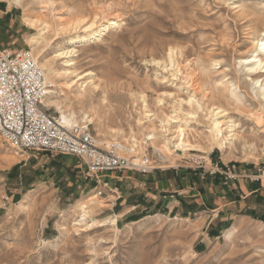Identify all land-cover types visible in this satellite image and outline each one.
I'll return each mask as SVG.
<instances>
[{"label": "rangeland", "instance_id": "374dc122", "mask_svg": "<svg viewBox=\"0 0 264 264\" xmlns=\"http://www.w3.org/2000/svg\"><path fill=\"white\" fill-rule=\"evenodd\" d=\"M51 1L52 6L0 1V11L11 13L7 17L0 12V48H29L36 57L49 58L68 45L65 36L72 33L56 30L66 22L84 17L97 21L98 27L116 17L118 27L74 47V69L87 73L85 80L96 84V92L88 86L84 101L77 103L75 86L71 92L62 78H49L53 92L44 108L58 115L56 105L69 106L77 119L88 115L90 121L82 124L102 148L110 149L111 142L132 148L119 154L130 159L146 156L152 170L101 175L96 179L114 182L120 197L104 191L94 196L95 178L84 177L76 156L15 150L0 137V264H264V190L227 193L217 203L194 201L202 197L208 174L216 173L209 166L219 160L222 167L234 165L235 172L239 167L248 175L222 174L220 189L228 190L229 180L236 179L264 184V48L257 57L260 67L249 70L251 62L244 61L252 58V41L264 31V0ZM25 15L45 19L51 26L39 45L29 44L38 28L27 25ZM169 45L181 51L177 79L153 62L165 60ZM52 64L57 69L62 65L61 60ZM186 78L192 80L193 92L199 94L200 86L206 85L213 87V96L194 117L178 119L188 121L185 137L199 150L170 151L163 137L168 130L177 133L175 124L162 125L161 116L146 118L140 94L155 111L157 96L173 93L176 98L163 102L164 112L171 114L174 100L187 99L180 90ZM91 104L97 107L95 114ZM182 105L188 110V104ZM212 106L224 109L237 125L231 145L207 138L211 118L206 108ZM150 129L155 132L151 140L146 136ZM121 176L133 183L116 179ZM159 177L163 186L155 191ZM185 177L194 179L195 192ZM173 178L181 181L169 185ZM79 201L89 203L94 225L72 226Z\"/></svg>", "mask_w": 264, "mask_h": 264}, {"label": "bare ground", "instance_id": "6f19581e", "mask_svg": "<svg viewBox=\"0 0 264 264\" xmlns=\"http://www.w3.org/2000/svg\"><path fill=\"white\" fill-rule=\"evenodd\" d=\"M0 1H5V0H0ZM31 1H34L42 5L52 6L51 0H31ZM14 2L16 3V5H22V3L23 4L25 3V0H14ZM24 20L25 22H27L26 23L27 25L38 28L36 34L29 36L28 41L30 45L32 44L39 45L40 42H42V40L47 38L45 35L50 31L51 26L46 22L45 19L33 18V17H29L28 15H25ZM87 21L85 20L84 17H81L76 20L66 22L65 25L63 24L61 27L57 28L56 30H60L61 32L65 34L72 33L70 36H65L66 44L68 45L66 47H61L55 50V52L51 54L49 58L41 59L40 57L35 56L37 58V61L40 67L43 69V71H46V73L44 72V74H45L46 79L49 81L51 87L53 86V84L51 83L49 78H58V77L63 79V85H65V87L69 89L70 91L75 86L74 88H76L77 90L75 92L73 90L72 91L75 93V99L77 100V103H82V100H83L82 98L84 94L86 93V89L88 88V86L94 89V92H96L95 91L96 84L92 82H87L85 80L86 79L85 75L87 73L83 75L84 73L83 74L78 73L74 69V66H73L74 62L72 58L73 54L76 52L74 50V47L99 40L100 35L105 30H107L110 27L112 29L116 28L119 26V23H120L119 20L114 16L110 18H106L104 21L100 23L98 27L96 24L97 21H94V20L90 22H87ZM263 37H264V31L261 33V37H259V39L252 41L253 44L255 45V50L253 54L251 55L252 58L244 59V61H248L249 63L251 62L250 66L248 67L249 70H254L260 67L262 64L261 58H257V57L259 56V53L263 52V48H264ZM180 53L181 51L178 49L177 46L169 45L167 48L165 60H161V61L154 60L153 62L162 70H167L169 72L168 73L169 76H172V79H177V73L180 74L179 72L180 68H179L177 57L178 55H180ZM54 60H61V63H62L61 68L59 69L54 68V65L52 64L54 63ZM182 81L184 82V87H181L180 90H184L185 93H187V99L179 98L178 100H174L176 101V104H174L175 106H172L171 114L165 113L163 110L164 100L167 97H171L172 99H174L175 97L174 94L171 92H168V93L162 92L160 95L157 96L155 111L149 108V105L144 97L145 95L143 96L142 94H140L141 102L143 105L142 108H143V112L145 113L146 118L150 116H154V118L161 116L162 118L160 119V122L162 123V125L167 124L168 126H171L172 122L175 124L173 127L176 128L177 133L172 134L171 131L168 130V133H166V135L163 137L165 146L168 149H170V151H171V147H173L175 151L199 150L198 145L190 143L185 137L184 127L187 126L188 121L187 122L186 120L179 121L178 119L180 115H184L187 118L188 117L192 118L197 114L198 111H203L205 109L203 102L204 100H210L212 98L213 87L210 90L206 87V85H201L199 88L200 89L199 94H196V92L192 91L193 89L192 84H191L192 80L190 78H186L185 80L183 79ZM51 87L47 91L44 98L42 99L43 106H48L47 105L48 100L50 98V95L53 92V89H51ZM97 91H98V88H97ZM261 94L262 96H264V87L262 88ZM104 100L105 99L103 98L102 103H105ZM183 102L189 105L188 110L183 107L182 105ZM92 105L93 104H91L90 106L91 107L90 109L92 110L91 113L95 114L96 112H98L97 107L95 104L93 106ZM56 106H57L58 116L63 122V124H65L66 126H70V125L86 126V125H83L82 123L86 121H90V118L88 117V115H85V114L83 117L81 116L82 118L79 117V119H77L75 111L69 106H65L63 108L60 107L59 105H56ZM98 106L100 107V105ZM206 111L209 113V117L211 118L210 125L207 130L208 132L207 138L209 142L210 143L212 142L215 144L218 143L220 145L222 144L225 145L226 143L231 145L234 142V140L237 139V134L235 133V129L237 125L233 123L226 116L225 110L220 108L219 106H212L210 108H206ZM96 116L98 117V115ZM146 136H147V139H150V140L153 139L155 136L154 130L150 129V132ZM108 145L109 146L113 145L114 148L116 149H122V146H123V145L121 146L118 142H112V143H109ZM127 150L130 152L133 151L132 148L131 150L129 149ZM134 161L136 162L137 159H134ZM19 204L21 207H25L26 205L25 202H20ZM77 206L79 208V212L76 215V218L72 223V226H76L78 229H80L79 227H83V226L89 227V226L94 225L96 223V220L93 218L92 209L89 207V203L79 201V203H77ZM115 220L116 218L114 217L113 221ZM234 228L235 226L231 228L230 230L228 229L229 231H227L226 234L230 236L235 231Z\"/></svg>", "mask_w": 264, "mask_h": 264}, {"label": "built area", "instance_id": "2783aa9c", "mask_svg": "<svg viewBox=\"0 0 264 264\" xmlns=\"http://www.w3.org/2000/svg\"><path fill=\"white\" fill-rule=\"evenodd\" d=\"M50 87L29 48H0V137L11 148L76 156L85 169L84 177L95 178L94 196L102 195L107 186L106 181L96 179L101 175L124 170L142 173L152 170L146 156L135 162L119 154L120 150H127L121 144L122 149L113 145H108L110 149L102 148L87 125L66 126L58 115L49 113L42 99Z\"/></svg>", "mask_w": 264, "mask_h": 264}, {"label": "crops", "instance_id": "0c3cea01", "mask_svg": "<svg viewBox=\"0 0 264 264\" xmlns=\"http://www.w3.org/2000/svg\"><path fill=\"white\" fill-rule=\"evenodd\" d=\"M0 12H2V11H0ZM2 14L7 15V17L11 16L10 10H6L5 12H2ZM221 164H222V162L219 160V161H215L214 163L211 164V166H209L212 169H217V171H216L215 174H208L207 179H206L207 181H205L206 184L202 185V190H203L202 191V195H201L202 197L199 198V199L195 198L194 199L195 202H200L201 201V203L205 204V203H209V201H213V203H217V201L220 198L225 197V194H227V193H233L234 194L237 191H240L241 193L250 194L252 192L257 193L259 191L264 190L263 182H260V183L250 182V183H248V182H246V180L241 181L239 179H236V181L229 180V182H228V188L229 189L228 190L220 189V186H219L220 182L218 184V181L222 180L224 174H226V175H228V174L229 175H236L235 173H237V172H235V166L234 165L229 168L226 165H223V167H222ZM237 170L239 172V173H237L239 175V177L248 176L246 174H241L240 173L241 169L239 167H237ZM233 172H235V173L233 174ZM161 174L162 173H159V175H161ZM123 177L124 176L116 177V179H119V181H123V179L125 181H131L132 180L129 176H126L124 178ZM249 177H250V181H252L253 178H251V177H253V176L250 175ZM185 179L187 180L188 185L191 184V186L189 185L188 188L192 192H195V191H193L195 189V181H194V179H189L188 177H185ZM177 180H180V179H177ZM177 180H175L174 178L168 180L169 181V185H172V182L176 183ZM163 181L164 180L161 177H159V179H156L155 183L153 184L154 188H152V189L156 191L157 189H155V187H160L158 185L163 186ZM106 182H107V186L104 189L105 195H109V196L115 197V199L119 198L120 197V193H118V189L115 187L114 182H112L111 180H106ZM166 182H167V180H166ZM131 183H133V181H131ZM159 183H161V184H159ZM166 184H168V182ZM128 186L130 188V187L133 186V184H129ZM259 187H260V189H259ZM149 189H151V187ZM154 194H152V196H155ZM210 194H213L215 196V198L213 197V200L210 199ZM192 210H193V208L189 207V211H192Z\"/></svg>", "mask_w": 264, "mask_h": 264}]
</instances>
